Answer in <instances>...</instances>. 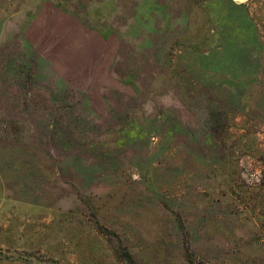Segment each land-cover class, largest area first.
<instances>
[{
	"label": "rangeland",
	"instance_id": "obj_1",
	"mask_svg": "<svg viewBox=\"0 0 264 264\" xmlns=\"http://www.w3.org/2000/svg\"><path fill=\"white\" fill-rule=\"evenodd\" d=\"M0 264H264V0H0Z\"/></svg>",
	"mask_w": 264,
	"mask_h": 264
}]
</instances>
